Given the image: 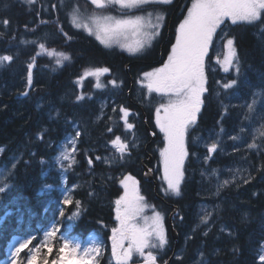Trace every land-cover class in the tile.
Segmentation results:
<instances>
[{"label": "trees", "instance_id": "16d2710c", "mask_svg": "<svg viewBox=\"0 0 264 264\" xmlns=\"http://www.w3.org/2000/svg\"><path fill=\"white\" fill-rule=\"evenodd\" d=\"M180 1L162 6L160 11L166 17L161 33L150 47L133 54L107 48L93 35L73 25L69 12L77 5L88 9V0H63V7L61 0H35L34 4L25 0H0V33L3 34L0 35V56H13L11 62L0 65V149H3L0 152V181L8 185L5 193L0 194V264L9 260L10 248L16 241L21 244L31 240L16 257V264H25L30 255L28 249L38 240L41 247L37 264H44V261L51 264L60 257L64 235L83 237L95 232L108 239L115 224L114 200L121 190V176L127 172L135 174L146 189H151L143 181L141 161L146 162L149 151L155 154L147 149L151 136L146 128L147 124L153 128V105L136 96L135 86L143 72L165 59L174 39L175 25L188 2L182 0L179 4ZM5 19L10 21L7 26L3 24ZM228 35L234 40L241 68L247 72L246 80L237 84V89L263 88L264 25L260 22L252 25L230 23ZM40 44L45 48L41 49ZM57 49L70 59L48 55ZM33 57V84L28 87L27 66L33 62ZM92 67L110 69L102 82L109 97L114 98L115 112L108 105L105 114L99 115L101 106L95 89L88 85V78L82 88L79 87V76ZM217 73L224 76L221 71ZM113 79L120 86L119 91L109 83ZM24 92L28 95H22ZM100 93L97 91L96 95ZM77 96L84 98L77 100ZM222 98L216 97L215 92L209 93L200 120L206 130L224 127L229 133H235L241 124L239 109L226 105L228 102L223 95ZM122 106L132 110L129 117L134 118L135 129L145 140L139 148L125 152L123 157L111 146L117 134L126 140L132 139L128 138L129 131L121 120L119 109ZM73 127L75 132H80L76 151L68 165H61L56 160L58 146L66 134L74 132ZM223 142L225 147L213 158L197 163L198 169L199 166L208 169L242 165L247 172L242 179L216 190V196L207 197L215 209L207 225L194 220L199 198L195 193L203 187L202 183H183L186 201L178 203L184 220L177 219L179 224L184 223V237L180 236L178 253L170 264H204L205 261L207 264H261L264 140L257 138L255 142L261 148L255 150L247 148L253 140L249 143L247 139L237 140L234 141L236 145L227 144L225 139ZM234 148L239 150L234 151ZM226 150L229 156L224 155ZM107 152L109 157L104 159ZM63 173L64 185L72 186L66 194L61 192ZM66 198L73 204L65 205ZM75 201H80V205L76 206ZM61 210L65 213L63 217ZM74 213V218L66 219ZM53 225H56V234L49 237L45 245L43 231ZM48 247L52 248L51 253H48Z\"/></svg>", "mask_w": 264, "mask_h": 264}, {"label": "snow or ice", "instance_id": "6c2138e0", "mask_svg": "<svg viewBox=\"0 0 264 264\" xmlns=\"http://www.w3.org/2000/svg\"><path fill=\"white\" fill-rule=\"evenodd\" d=\"M25 2L34 4L35 0H25ZM90 3L100 10L116 9L118 15H95L90 18L94 27L89 26L87 23L77 24V18L73 16L75 26L85 28L89 35H95V38L105 47L119 44L130 53H137L144 50L146 45L148 47L151 46V41L160 34L159 30L164 21L163 12H155L154 16V11H148L147 9L154 6L169 5L172 0H90ZM60 6H64L63 0H61ZM53 7L55 8L56 5H53ZM74 10H79L78 5L74 7ZM262 16H264V0H192L191 7L187 9V15L176 29V42L172 45L167 60L161 67L154 68L151 72L143 73V78L147 81L146 88L148 93H157L162 100L155 108V123L160 132L164 134L165 146L160 150L163 178L167 182V190L176 196L181 194V184L185 178L184 161L189 155L185 143L186 136L190 127L196 124L197 116L203 103L202 97L208 90L206 88L205 61L206 58L211 60L209 51L214 46V38L222 40L223 47L227 50V54L222 61L223 70L229 72L230 69H234L239 75L241 69L240 58L237 55L234 40L229 38L225 27L228 26V21L231 22V25L241 23L252 25L256 22L264 25ZM153 17L155 18V23L152 22ZM9 23V20H3L4 26ZM222 25L225 27H222ZM218 29L223 35L218 34ZM0 35L3 34L0 33ZM64 35L67 36V33ZM129 36L134 38L130 43H121L122 39L127 41ZM68 39H71V37H68ZM39 47L44 49L45 45L40 44ZM48 55L62 56L66 60L70 59L64 53H57L54 50L49 52ZM12 60L13 56L2 55L0 56V65ZM32 61L27 66L28 87L33 84L32 68L35 63V57L32 58ZM56 62L59 64L60 60ZM217 63H221L219 57H217ZM109 71L110 69L107 67L85 70L80 79L82 80L87 76L99 78L101 75L109 73ZM109 83L113 87L117 86L115 79L110 80ZM236 83L237 80L233 79L223 84V87L230 88ZM96 87L99 88L102 85L97 83ZM22 95L26 96L28 93L24 92ZM251 96V103L246 102L241 105V107L247 108L245 120H252L257 113L261 92H253ZM83 98V96L76 97L77 100H82ZM113 111L115 112L116 109L114 108ZM119 111L122 113L121 119L124 121L125 129L127 131L132 130L134 125L128 121L129 109L122 106ZM257 118L264 121V113ZM107 130L111 132L112 128ZM44 131L46 132L47 129ZM221 131H223L222 128ZM240 131L243 132L244 129L241 128ZM250 135L253 142L247 144V148L252 150L261 148V145H258L255 141L257 138L264 140V123H261L259 128L254 129ZM79 136L80 132L77 131L75 137ZM230 139L237 141L241 137L232 136ZM111 143L119 147L122 157L129 150V144L122 141L120 136H117ZM132 146L135 147L134 144ZM70 147L74 153L76 151L75 144L70 142ZM238 150L234 148V151ZM2 151L3 149H0V152ZM216 151L217 143H211L207 146V153L211 154ZM258 154L260 153L258 152ZM63 155L64 159H72L71 155ZM210 158V155H206L204 157L205 162ZM96 159L99 160L101 158L96 157ZM88 163L91 165L92 161L89 160ZM201 175L208 179L215 176L222 186L229 185V180L227 179L219 181V173L215 169L212 170L211 174L202 170ZM120 184L124 191L115 200L117 226L112 228V257L116 264H129V261H133V264H135L133 260L135 254L143 258V264H157V255L153 253L152 249H163L168 243L163 216L154 209L151 217L143 215L146 207L145 197L140 194L139 181L134 176L125 175L120 180ZM7 187L6 183L0 181V194L5 193ZM217 195H219V191ZM63 203L72 205L73 201L66 198ZM75 205L79 206L80 201H75ZM212 214V212H207L206 216L201 217V222L207 225ZM60 215L62 217L65 215L63 210H61ZM138 218L143 223H140ZM221 231H223V228H221ZM55 234L56 225H53L52 231L44 233V244H47V238L55 236ZM207 234V231L204 232L205 236ZM125 241L128 242L127 247H125ZM30 243L31 240H25L15 249V252L12 253V264H16V257ZM69 243L65 238L64 247L60 249L61 255L58 260L52 261V264H99L96 257L99 256L101 245L93 244L86 248H81V245L77 243L73 245L71 250L65 252ZM146 249L147 251H145ZM28 251L31 254L27 256V264H37V255L40 249L36 248L33 250L29 248ZM47 251L51 253L53 250L48 247ZM81 251L84 258L79 256ZM259 261L264 264V254L259 255ZM44 264H48V262L44 261ZM204 264H207V261Z\"/></svg>", "mask_w": 264, "mask_h": 264}, {"label": "rangeland", "instance_id": "374dc122", "mask_svg": "<svg viewBox=\"0 0 264 264\" xmlns=\"http://www.w3.org/2000/svg\"><path fill=\"white\" fill-rule=\"evenodd\" d=\"M88 1L90 2V0H88ZM89 2H88V9L83 8L80 5L78 11H75L73 9L69 12L70 19H71L72 23H73V16H75L77 18L76 19L77 24L82 25L84 23H87L89 26L94 27L93 22L90 19L91 17H93L95 15H99V14H111V13H102V12H109V11L113 10V8H108L105 10H100L101 12H97L93 7H91V3H89ZM180 3L182 4L183 1L181 0L179 2V4ZM191 3H192V0H188L186 7L184 8V10L181 13L180 19L178 20V22L175 25L174 39L170 45L169 51H168L165 59L163 60L162 63L150 68L149 70H147L145 72H151L154 68L161 67L163 65V63L167 60L168 55L171 52L172 45L175 44V42H176V29L179 26V23L187 15V9L189 7H191ZM153 9H155V8H152V7L148 8V10H153ZM159 12H163V11H159ZM111 15H118V14H111ZM154 16H155V12H154ZM164 17H165V14H164ZM152 22L153 23L156 22L154 17H153ZM163 23H164V21H163ZM230 23H231L230 21L227 22V25H228L227 27L222 25V27H225V31L227 33H228V28H229ZM73 25H75V24L73 23ZM162 27H163V24H162ZM162 27L160 28L159 32L161 31ZM78 28L87 32V30L83 27H78ZM146 30H150V29H146ZM218 34L223 35L222 33L219 32V29H218ZM93 36L95 37V35H93ZM156 38L151 41V45L155 42ZM133 39H134L133 37L129 36L127 41H124L122 39L121 43H130ZM107 48H117L119 50L126 51V52L130 53L126 48L121 47L119 44H113L111 47H107ZM146 48H148L147 45H146L145 49ZM54 51L57 53H61V50H59V49L54 50ZM137 53H139V52H137ZM133 54H136V53H133ZM226 54H227V50L223 47V41L218 39V38H214V46L212 48H210V51H209V56L211 57V60H208L206 58V61H205V64H206L205 74L207 77L206 88L208 89V83H212L216 89V93H215L216 97L221 98L223 100V98H222V95H223L225 101L228 102V103H226V105L237 106V108L239 109L238 118H239V121H241V124H239V130L237 132H235L236 133L235 134V133H229L227 131V129H223V131H219V133H217V132L209 133L206 135H202L199 138L194 139V140H190V138L188 136H186L185 143H186V148L189 152V155H188V157H186V159L184 161L185 171H186V163L189 161L188 158L190 157V155H192V157L194 158V162L198 161L197 159H200V153H202V152L201 151L198 152L196 149H194L195 145H200L202 148H205L206 150H204V152L206 153V155L213 156L218 151L222 150L225 147L224 142H223L224 139L227 141V144L229 142H231V143H234L236 145V142L231 141V139H230V137H232V136H240L241 137L240 140L247 139L248 143L251 142L252 137H251L250 133L254 129L259 128L261 123H264V121H261L257 118L260 114L264 113V87L263 88H257V90H253V91H251V88L250 89L245 88L244 91H239L237 89V84L242 83L243 79H244V81L246 80L245 73L247 74V72L245 69H242V68L240 69L239 75H237V73L234 71V69H230L229 72H225L223 70L222 61H223ZM217 57H219V60L221 61V63H217ZM56 58L60 59L61 56H57ZM94 68H97V67H92V68H88L85 70H91ZM85 70L79 76V79H78V85L80 88H82L83 82L86 80V78H88V85L91 89L97 88L96 87L97 83L102 84V78H104L106 73L101 75L99 78L94 77V76H87L81 80L80 77L83 76ZM218 71H221L224 76L220 77V75L217 73ZM143 73L140 76L139 80L136 82L135 90H136V96L138 98H143L145 100H149V101H151V104L153 105V112H152L153 114L151 116V123L153 125L154 131H156V133L159 135V140L157 143L154 144V148H155V158H156L155 168L157 169L158 175H159V185L161 187L160 189H161L162 193L166 194L167 196H169L172 199L177 200V197H179V196H176L167 190V182L163 178V164H162V160L160 157V150L165 146L164 134L162 132H160L159 128L156 126V123H155V108H156V106H158V104L160 102H162V100H161V97L157 93H154V92L151 94L148 93V90L146 88L147 81L144 80ZM209 78H212L211 82H209ZM233 79L237 80V83L235 85H233L230 88H224L223 87V84L228 83L229 81H231ZM212 84H210V85H212ZM108 86L109 85H107V87ZM119 87L120 86L117 84V86H116V88H114V90L119 91ZM253 92H261V98L258 101V106H257V113L253 116L252 120H245V113L247 112V108L241 107V105H244L246 102L247 103L252 102L251 93H253ZM205 93L202 97L203 102L205 100V95H206ZM112 101H113L112 98L103 97V96L100 98V102L102 103L103 107H106L107 105L112 104V108H115ZM129 123H132L134 125V121L129 122ZM241 128L244 129L243 132L240 131ZM133 129H132V132L128 136V138L132 137L131 140L124 139V137L121 134H117L115 137H113V140L117 136H120L122 141H125L129 144V148L133 147L132 146L133 144L135 145V147H133V148H139L141 146V143L144 142L143 135L141 134V132H139V130H136V132L133 133ZM70 142L76 144L75 134L66 135L65 138L63 139V141L59 144V151L57 153L56 159L59 163H61L63 165L71 160V159H64L63 154L71 155L72 159H73V152H72V148L70 147ZM211 143H217V151L209 154V153H207V146H209ZM191 145L193 146V148L191 147ZM111 146L114 147V149L118 153L121 154L119 147L117 145H113L111 143ZM213 169L218 171L219 181H223V180L227 179V180H229V185L232 184L233 182H236L238 179H242L247 172V168L245 166H242V165L211 167L208 169H206V167H203L200 170V174H199L200 177H199L198 181H200V183H202L205 186L204 187V189H206L205 196H208V197H213L215 195L216 190H219L222 187H226V186H222V184H220L217 181L215 176H212L211 179H208L205 176L201 175L202 170L211 174ZM237 169H238V171H237ZM229 170H232V171H229ZM185 176H186V173H185ZM184 180L182 181V184H183ZM182 184H181V187H182ZM68 189H69L68 187H62V192L67 193ZM123 191H124V189L121 186V191H119V196L123 194ZM119 196L116 199H118ZM145 204H146V207H145L143 215L151 217L153 215V209L157 212H160L163 216V223H164V226L166 229V223H165L166 214L162 210H159L157 207H155L153 204H151V202L149 200H145ZM114 207H115V205H114ZM211 208H213L212 205L209 206L208 204H204V203H201L198 206V217L200 218V220H201V217L207 215V212H211ZM69 217H71V218H69ZM73 217H74L73 214H71V215H68L66 217V219H72ZM138 220H139V218H138ZM139 222L143 223L142 220H139ZM116 226H117V221H115V224L113 227H116ZM50 231H52V229L49 227L45 232H50ZM44 233L42 234L43 235L42 236L43 242L45 241ZM166 236H167V240H168L167 230H166ZM65 238L70 242L68 244V247L65 249V252L71 250L73 245H75L77 243L81 245V248H86L90 245L97 244V245L102 246L101 251L99 253V256L96 257V259L99 261V264H101L102 258H105V260H104L105 264H113V263L116 264L114 258L112 257V240H110V242L106 243V241L96 233L88 234L85 237H77V236L68 235L67 237L65 236L63 238L62 245H61L62 247H64ZM47 241H48V238H47ZM39 243H40V240H38V242L36 243V246H34L31 249L35 250L36 248L41 247V246H39L40 245ZM19 244H20V241L15 242V244L10 248V251H11L10 254L13 253V251L15 250V247L18 246ZM107 244H108V246H107ZM127 244H128V242L125 241V247H127ZM167 246H168V243L163 249L156 248V249H152V251L154 254L159 255L160 252H163V253L166 252ZM145 251H147V249ZM261 254H264V245L261 248ZM79 256H80V258H84L82 251L79 252ZM134 257H138V256H136L134 254L133 258ZM138 258H142V257H138ZM11 260H12V258L8 261H5L2 264H12ZM25 264H27V260H26ZM51 264H52V262H51Z\"/></svg>", "mask_w": 264, "mask_h": 264}, {"label": "flooded vegetation", "instance_id": "af4514ba", "mask_svg": "<svg viewBox=\"0 0 264 264\" xmlns=\"http://www.w3.org/2000/svg\"><path fill=\"white\" fill-rule=\"evenodd\" d=\"M207 92H208V90H207ZM202 130H203V126H202V123H201V120H200V113H199L198 116H197L196 124L191 127L189 134L194 135V134H197L199 131H202ZM194 180H195V182L197 184V181L198 180L197 179H194ZM152 183L150 185H151V188H153V193H152L153 194L152 195L153 196V200L155 202H158V203H164L167 207H171L172 208L170 210V212H169L168 217H167V233H168L169 238H170L169 239V246H168V248H172L173 253H175L176 248H177L178 238H180V236H181V231H180V228L179 227L175 226V233H174L175 237H173L172 230L170 228L169 219L170 218L172 219V218L176 217L179 214V210H178V208H175L174 207L175 205L173 203L169 202L170 200H167L165 198V196L163 194H161L158 191V189H156V187L154 186V183L153 184ZM189 198H191V197H189ZM187 201H189L188 198H187ZM181 217L183 218V216H181ZM173 253H172V255H173Z\"/></svg>", "mask_w": 264, "mask_h": 264}, {"label": "bare ground", "instance_id": "6f19581e", "mask_svg": "<svg viewBox=\"0 0 264 264\" xmlns=\"http://www.w3.org/2000/svg\"><path fill=\"white\" fill-rule=\"evenodd\" d=\"M246 89H248V88H246ZM228 150V149H227ZM226 150V153L224 154V155H228L229 156V151H227ZM108 157H109V153L107 152L106 154H105V157H104V159H108ZM200 181H197V183H199ZM203 185V184H202ZM204 185H203V187L202 188H199V191H196V192H203L205 189H204ZM198 190V189H197ZM195 206H196V213H195V216H194V220L195 221H198V220H200V218L198 217V203L196 202V204H195Z\"/></svg>", "mask_w": 264, "mask_h": 264}, {"label": "water", "instance_id": "95a60500", "mask_svg": "<svg viewBox=\"0 0 264 264\" xmlns=\"http://www.w3.org/2000/svg\"><path fill=\"white\" fill-rule=\"evenodd\" d=\"M149 161H151V158L149 159ZM151 176H152L151 171H150V169L147 168L145 171V178L150 179ZM129 264H133V263H129ZM135 264H143V261L135 262Z\"/></svg>", "mask_w": 264, "mask_h": 264}]
</instances>
